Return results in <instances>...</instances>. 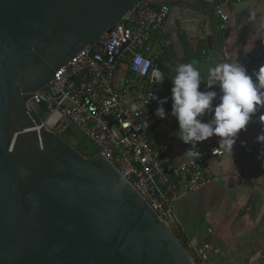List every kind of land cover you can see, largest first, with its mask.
<instances>
[{"label":"water","instance_id":"obj_1","mask_svg":"<svg viewBox=\"0 0 264 264\" xmlns=\"http://www.w3.org/2000/svg\"><path fill=\"white\" fill-rule=\"evenodd\" d=\"M142 1L0 0V264H194L115 166L80 154L29 101Z\"/></svg>","mask_w":264,"mask_h":264},{"label":"built area","instance_id":"obj_2","mask_svg":"<svg viewBox=\"0 0 264 264\" xmlns=\"http://www.w3.org/2000/svg\"><path fill=\"white\" fill-rule=\"evenodd\" d=\"M169 13L168 4L155 6L153 0L142 1L110 34L93 40L76 53L55 72L45 88L29 99L33 107H45L44 121L48 128L64 132L69 126L77 127L168 225L167 217H173L180 196L205 186L213 177L212 161L225 154L219 140H214L200 151L198 159L173 163L164 161L163 150L152 144L150 132L162 120L155 115L157 100L152 97L162 99L166 82L157 59L169 54L172 48L166 24ZM215 15L218 28L227 33L232 26L229 13L218 5ZM154 34H158L163 48L156 53L149 47ZM208 53L203 46L200 57ZM122 63L148 85V91L141 97H132L127 88L114 85ZM174 76L170 75L166 118L173 116ZM50 118L54 120L50 122ZM188 251L194 264H210L209 242Z\"/></svg>","mask_w":264,"mask_h":264},{"label":"crops","instance_id":"obj_3","mask_svg":"<svg viewBox=\"0 0 264 264\" xmlns=\"http://www.w3.org/2000/svg\"><path fill=\"white\" fill-rule=\"evenodd\" d=\"M153 4L170 6L166 24L172 48L159 59L172 73L179 64L181 49L187 63L198 68L205 81L208 69L221 63L239 62L249 72L264 64V0H226L225 4L213 0H153ZM218 5L232 19L221 49L215 48L218 33L222 32L215 15ZM185 13H189L187 19L181 15ZM209 37L214 38V49L223 54L221 59L211 58L209 53L204 58L200 52L195 54L203 46L207 48ZM149 47L155 53L163 50L158 34L151 37ZM114 85L127 88L132 97H141L149 89L129 72L126 63L119 66ZM200 88L205 90V82ZM210 90L219 91L218 87ZM163 98H167L163 105L167 109L170 90L163 89ZM157 107L158 103L154 111ZM210 118L206 115L204 122ZM178 131V120L171 116L160 120L150 132L153 146L163 150L166 162L182 163L190 158L184 154L191 145L178 137ZM261 131L258 123L250 122L238 134L233 150L222 145L225 154L212 161V179L196 192L180 196L174 207L172 229L181 235L188 250L209 242L210 264H264V161L258 159L264 144L256 141ZM214 140L221 138L212 136L198 143L197 150H204Z\"/></svg>","mask_w":264,"mask_h":264},{"label":"clouds","instance_id":"obj_4","mask_svg":"<svg viewBox=\"0 0 264 264\" xmlns=\"http://www.w3.org/2000/svg\"><path fill=\"white\" fill-rule=\"evenodd\" d=\"M175 73L171 79L172 115L179 123L178 137L191 145L184 155L198 159L201 155L198 143L212 136L220 137V145L227 144L233 150L238 134L250 122L260 125L262 131L256 141L264 144V64L249 72L239 62L221 63L208 69L206 81L191 63L178 64ZM214 87L219 91L210 90ZM152 99L158 103L155 115L166 118L163 105L167 98ZM132 107L135 109L136 105ZM206 115L211 118L204 122ZM258 159L264 161V149Z\"/></svg>","mask_w":264,"mask_h":264},{"label":"rangeland","instance_id":"obj_5","mask_svg":"<svg viewBox=\"0 0 264 264\" xmlns=\"http://www.w3.org/2000/svg\"><path fill=\"white\" fill-rule=\"evenodd\" d=\"M116 77V75H115ZM114 77V80H115ZM42 120H44L47 116L46 111H43ZM56 133H58L66 142H68L71 146H73L80 154L83 156H88V153L95 150V144L88 139L77 127L69 126L66 131L61 132L58 129H53ZM167 221L171 228L174 226V220L172 216L167 217Z\"/></svg>","mask_w":264,"mask_h":264},{"label":"trees","instance_id":"obj_6","mask_svg":"<svg viewBox=\"0 0 264 264\" xmlns=\"http://www.w3.org/2000/svg\"><path fill=\"white\" fill-rule=\"evenodd\" d=\"M232 1L233 0H231V2ZM217 25H218V23H217ZM224 39H225L224 33L219 32L218 33V36H217L216 46H215L216 49H221L223 47ZM199 52L200 51L198 50L195 54L196 55H199ZM158 59H157V62L159 64V66L164 70V72L166 74V82H165V85H164V88L163 89L166 92H168L170 90V88H169L170 75L171 74H176V73H175V71L172 73L171 70L165 69V66L162 64V60L161 59L158 60ZM34 108H35L38 116L42 119V117H41L42 115L41 114H42L43 111L46 110L45 107L43 105H34ZM97 153H99V151L96 148L95 150L89 152L88 153V156H92V155L97 154ZM88 156H86V157H88ZM173 232L176 235V237L182 242V244L184 245V247L187 249L186 244L184 243L183 239L181 238V235L179 233H177L174 229H173Z\"/></svg>","mask_w":264,"mask_h":264},{"label":"bare ground","instance_id":"obj_7","mask_svg":"<svg viewBox=\"0 0 264 264\" xmlns=\"http://www.w3.org/2000/svg\"><path fill=\"white\" fill-rule=\"evenodd\" d=\"M53 120H54V118H50V120H49V121H50V122H52Z\"/></svg>","mask_w":264,"mask_h":264}]
</instances>
